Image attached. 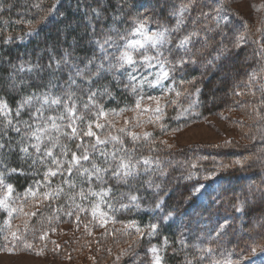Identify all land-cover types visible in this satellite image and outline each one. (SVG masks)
I'll return each mask as SVG.
<instances>
[{
	"label": "trees",
	"instance_id": "trees-1",
	"mask_svg": "<svg viewBox=\"0 0 264 264\" xmlns=\"http://www.w3.org/2000/svg\"><path fill=\"white\" fill-rule=\"evenodd\" d=\"M203 1L0 0V103L6 105L0 110V144L4 145L0 150L2 180L15 192L26 191L44 182L46 165L50 163L59 168L53 171L56 175L50 174L49 186L57 181L65 184L68 180L71 186L65 185L66 190L75 193L82 187L74 185L72 179L84 178V174L80 176L76 170L92 169L95 164L109 169L103 183L95 177L89 181H95L98 189H111L102 198L109 216L138 228L157 226L151 233L152 240H132L125 233L111 235L104 231L97 244L88 238L82 241L85 243L75 240L72 253L79 252V245L85 244L97 252L96 264H146L145 253L154 240L163 247V264H213L214 259L224 257L221 251L227 250V244L222 246L214 237L225 222L226 242L235 258L245 255L252 239L264 240L263 224L256 227L257 231L248 227L252 219L257 224L264 217V49L255 42L261 33L254 32L247 20L244 22L232 15L217 26L210 16L212 8L215 10L218 4ZM182 6L188 11L177 27L178 16L174 13H179ZM141 22L148 24L149 29L168 30V43L149 53L153 57L162 53L159 59L165 61L169 69L168 78L162 82L167 87L160 89V86L138 84L137 70L126 65L94 76L99 64L103 63L107 69L109 63H118L122 44ZM113 28L116 31H111ZM244 29L246 37L238 40L239 32ZM180 31L183 32L181 37ZM190 34H193L191 43L182 51L177 45L182 37ZM262 34L258 39L264 38ZM106 37L116 41L107 49L110 61L103 59L94 43ZM65 50L70 54L71 63L80 68L88 65L83 79L76 77L79 87L68 88L69 73L75 76L70 65L62 64L55 73L48 68L51 57L60 60ZM93 57L95 60L89 65ZM181 59L196 63L180 64ZM22 64L24 71L20 70ZM29 65L40 67L29 72ZM250 71L258 75L259 81L263 75L259 89L247 80ZM130 75L136 79L130 80ZM50 82L56 85L52 96L62 97L61 103L46 106L38 114L42 119H36L41 104L34 101L21 108V102L33 93L47 92ZM68 91L74 94L69 107L73 102L76 104L71 116L64 108ZM91 92H96L92 101L89 100ZM153 94L164 97L165 104L172 102V106L169 103L165 106L164 119L139 122L135 117L119 125L114 123L116 113L131 111L133 106ZM221 113L237 135L236 140L185 147L172 144L176 130L189 126L198 118ZM49 117H57L59 132L51 129ZM95 121L100 123L99 127L91 125ZM37 125L48 127L58 136L52 142L47 140L45 133L38 141L33 136ZM144 127H152L151 135L146 137L145 132L136 142L131 132ZM88 128L93 135H87ZM112 137L118 139L113 141ZM98 139L104 143H98ZM36 144H39V151L33 147ZM60 145L65 149L61 150ZM25 147L27 154L22 151ZM49 150L53 158L46 155ZM73 153L77 157L87 154L89 158L73 166ZM105 154H114L116 159ZM121 156L126 160L130 158L134 164L140 162L138 174L127 181L113 175ZM147 156L152 161L154 157H163L168 159L167 163L172 162L164 166L165 172L152 166L145 168L141 160ZM192 163L194 168L190 167ZM219 165L221 167L215 168ZM199 184L203 187L199 192L194 191ZM244 188L247 192L242 191ZM254 188L263 191L254 196ZM133 196L137 197L135 202L131 201ZM0 228V251L18 249L11 245V238L5 235L3 227ZM236 228L238 235L233 234ZM260 228L263 232L258 231ZM248 233L254 235L252 239H243ZM73 262L77 264L78 261Z\"/></svg>",
	"mask_w": 264,
	"mask_h": 264
},
{
	"label": "rangeland",
	"instance_id": "rangeland-1",
	"mask_svg": "<svg viewBox=\"0 0 264 264\" xmlns=\"http://www.w3.org/2000/svg\"><path fill=\"white\" fill-rule=\"evenodd\" d=\"M205 1L218 4L215 10L212 8V14L210 16L214 23L216 22L217 11L219 10L228 18L232 15L234 18H241L244 22L247 20V22H250L254 32L259 31L261 34L264 33V0H204L203 2ZM221 22L224 23L225 21L221 20ZM143 24L149 34L160 32L155 29H149L146 23ZM136 27L130 31L127 40L140 39L139 36H134L132 34ZM244 31H246V29L240 31L237 37L242 36L245 38L246 33ZM180 32L181 37L183 32ZM261 34L257 36L255 42L259 43L261 48L264 49V38L258 39V37H261ZM262 36H264V34H262ZM183 38L184 37L180 40ZM125 43L122 44L121 51L124 50ZM179 49L182 51L185 50L184 48ZM156 50L157 48H152L150 46L146 49L137 50L133 53L136 63L130 67L137 70V74L139 75L137 79L140 84L151 87L160 86V89H165L167 86H165V83L162 84L163 80H161L159 84L154 83L156 80L155 73L160 71V69L158 67L149 68L143 62L144 56L153 57L149 55V53ZM152 63L155 65L156 61L153 60ZM164 70L167 72L169 71L166 67ZM248 75L247 80L249 83L251 84L254 82L256 88L259 89V82L263 79V75L260 76V81L257 80L258 75L254 74L253 71L248 72ZM145 78H147V81H145ZM213 91L216 93L217 89L214 88ZM181 94H183V91ZM168 103L170 105L172 102ZM167 104H165L164 97H160L157 94L150 95L145 97L142 102L133 106L131 111L116 113V116L113 117L115 120L114 123L119 125L121 121H132L135 117L139 118V122L143 120L153 122L159 121L165 118V113L163 111H165L164 109ZM157 108H159V111H156ZM232 114L236 115L237 113ZM225 117L224 113H221L217 116L212 115L206 118H198L197 121L190 123L189 126L180 128L178 131L176 130L171 138L172 144L176 147H185L193 144H217L223 143L224 141L236 140L237 135L234 130L230 128L229 124L225 122ZM108 120H110V118ZM108 120L106 122H109ZM91 125L98 127L97 125H100V123L97 124L95 121L92 122ZM91 130V128H88L87 131L89 132ZM51 131L52 130L44 136L48 141L53 142L58 134L57 132ZM152 131V127H144L141 128V130L135 129L131 133L132 136L135 135L137 137L135 139L137 142V140L141 138V134L145 132L152 133ZM49 137H51V139H49ZM63 148L65 149L64 146L60 145V149L62 150ZM49 157L53 158L52 156ZM146 158L152 161L150 156ZM143 159L141 161H143ZM157 161H159L158 164L156 163ZM167 162L168 159L166 158L154 157L152 163L148 166L144 165V167L152 166L165 172L164 166L170 165L172 161H169L170 163ZM237 162L238 160L235 161V163ZM194 166L195 165L192 163L190 167L194 168ZM219 167L221 166L219 165L215 168L218 169ZM57 168H59L57 165L48 163L45 172L50 173ZM76 172H78L80 176L83 175V171L80 172L76 170ZM46 173L44 182L23 192H15L13 187H11V191H9V184L0 177V200L3 201V204L0 205V226L5 230V235L7 234L10 236L12 246L15 245L18 249L25 250L24 253L17 252L18 249H14V251L11 249L0 251V264H74V260L78 261L77 264H96L95 261L97 260L95 255H97V252H95L94 248H90L85 244H80L79 250L81 252L79 251L76 252L77 254H74L70 251L74 248L75 240H81L80 242H82L85 238H88L91 239V242L97 244V242L99 243V241H97L99 240V236H101L104 231L106 234L111 235L117 232L125 233L127 237H132V240H138V238H143L144 240L150 238L152 240L154 238V235L151 234L153 233L152 226L138 228L134 224L127 222L120 223L114 220V218L112 219L107 213V209L103 206L105 200L102 202V198L90 194V191L100 192L101 189L94 186L95 181L89 182L88 175L84 174L82 180L76 178L72 179L74 185L80 184L81 187L84 188L73 193L66 190L65 185L71 186V182L68 180L65 184L58 181L53 182V186L50 187V174L46 175ZM213 175L215 174L211 176ZM200 187L201 185L199 184V188ZM103 189L107 190V188ZM242 191L247 192V189L244 188ZM242 191H239V193ZM254 191V196H258L263 190L254 188ZM82 192L83 196H81ZM239 193L237 192V194ZM261 224L264 225V217L260 218L257 224L256 221L252 219L248 227L251 226V229L257 231L256 227L259 228ZM238 231V228H236L233 234L238 235ZM258 231L263 232L261 228L260 230L258 229ZM246 232H248V230ZM219 236H221V238H219ZM253 236V234L248 233L243 239L247 238L249 240L252 239L251 237ZM214 237L222 242V246L227 244V250H222L221 256L224 257L214 259L213 264L214 262L217 264H246V262H250L251 260H253L251 264H264V240L255 241L252 239L249 243L250 247L245 255H239L238 258H235L233 255L234 252H231L226 242V238L228 237L227 230L224 228L219 230L217 235L214 234ZM150 246L151 247L148 248V253H145L148 259L146 264H155L157 256L160 258V264H163L162 245L153 240V244ZM153 248L155 252L152 251ZM256 258L257 260L259 259L257 262L254 261Z\"/></svg>",
	"mask_w": 264,
	"mask_h": 264
},
{
	"label": "snow or ice",
	"instance_id": "snow-or-ice-1",
	"mask_svg": "<svg viewBox=\"0 0 264 264\" xmlns=\"http://www.w3.org/2000/svg\"><path fill=\"white\" fill-rule=\"evenodd\" d=\"M97 12V17H99V12L97 10H93ZM188 11V8L186 6H182L180 8L179 13H174V15L178 16L177 19V27H179V25L183 22V14ZM115 19V18H114ZM228 17L223 15L219 10L217 11V16H216V23L217 26L220 25L221 20H224L225 22L228 21ZM111 31H116V29H111ZM31 34V33H30ZM134 36H139L140 39H128L127 42L124 44V50L120 52L119 57L117 58L118 63L117 64H112L109 63L108 68L105 69L103 63L99 64L97 66V72L94 73V76L99 77L100 73L103 71H111L113 68H123L125 65H133L134 63H136V60L134 59L133 53L136 52L139 49H146L147 47H152V48H159L161 46H163L164 44L168 43V30L165 29L164 31H160V32H153L151 34H149L146 30V28L144 27V24L141 22L140 24H138V26L133 30L132 33ZM193 34H190L189 36L184 37L182 40H180L179 44L177 45L178 48H184L187 49V46L191 43V36ZM238 40L243 39L242 36L237 37ZM94 43L96 45H98V49L99 52L101 53V55L103 56V59L106 61H110V56L107 53V49L109 47H112L116 44V41L112 39V37H106L104 40H95ZM69 53L65 50L64 56L62 59L57 60L54 56L51 57L50 59V63L48 65V68L52 69V72L55 73L57 71H59L61 69V65H70L71 68L74 70L75 72V76L72 75V73H69V81H68V88L70 89L72 86H76L79 87L80 85L77 84V79L76 77H80L81 79H83L85 72L88 70V65H85L84 68H80L78 65L71 63V61L69 60ZM162 56V53H158L157 57H150V56H144L143 57V62L149 67H158L160 69V71L155 73L156 76V80H155V84H159L161 80H165L168 78L169 73L167 71H165V61L159 59V57ZM219 58V57H217ZM95 60V57H93V59L88 61V64H92ZM155 60L156 63L155 65H153L152 61ZM188 62L191 63H196L195 60H191L188 61L187 59H181L180 61H178V63L180 64H186ZM211 62V61H210ZM53 63L55 64V67L53 68ZM39 65H29L27 68V71L32 72L34 71L36 68H39ZM21 71H24V65H21L20 68ZM136 77L135 76H131L130 75V80H135ZM145 81H147V78H145ZM13 87L15 86V84L12 85ZM88 86L89 89L91 88V78L88 79ZM56 85L51 83L49 84V90L47 92H44L40 95H37L35 93H33V95L31 97L26 98L25 100H23L21 102L20 107L23 108L25 105H30L32 104L34 101L38 102L41 104V107L37 109V115H36V119H42V116L38 115L39 113H42L44 108L46 106L51 107L52 105H59L61 103L62 97L60 96H52V89L55 88ZM105 92L107 91V88L105 87ZM197 92H199L200 90L197 89ZM67 97H68V102L64 103V108L65 110L69 113V115L71 116L72 114H74L75 109H76V104L73 102L71 103V107H69V102H71L73 100V93L71 91H68L67 93ZM96 92H91L90 96H89V100L92 101L93 98L95 97ZM6 105L0 103V110H2L3 108H5ZM85 107H87V105H85ZM156 111H159V108L156 109ZM17 114L19 115V109ZM101 115H103V113H100ZM49 120L52 121L51 123V129L56 130L57 132L60 131V125L56 124V119L57 117H49ZM98 127L100 125H97ZM51 129H49L48 127L45 128H40L39 125H37V131L33 133V136L39 141L41 136L47 132H49ZM17 131H19V129H17ZM75 129H73V134H75ZM87 135H93V133L91 131H89L87 133ZM146 137L151 135L150 133H145L144 134ZM137 137L135 135H133V139H136ZM49 139H51V137H49ZM113 141H116L118 138L117 137H112L111 138ZM98 143H104L103 141H100L99 139L97 140ZM55 146V145H54ZM4 147L3 144H0V150H2ZM33 147H35L37 149V151H39V144L33 145ZM22 151H24L26 154L28 152V148L25 147L22 149ZM46 155L51 156V150H49ZM106 156L108 155H112L113 160L116 159L114 154H105ZM88 155L85 154L83 157H77V155L75 153H73L72 155V165L75 166L77 164H79L80 160H88ZM54 163H59L58 161H54ZM139 161H137L135 164L131 162V159H125L123 156L120 157V160L117 164V167L115 169V171L113 172V175L116 176L117 178L120 179H124L125 181H127L128 178L130 177H135L138 174V167H139ZM152 163V161L148 158H144L143 159V164L145 166H148ZM157 164L159 163V161L156 162ZM109 169L106 168H100L98 166H96L95 164L93 165L92 169H84L83 170V174H87L89 176V180L91 181V179L93 177H95V179L97 181H100L101 183L104 182V175L107 173ZM69 172H71V167L69 168ZM51 174V175H56L55 172H50V173H46V175ZM9 187V191H11V185L8 186ZM149 187H151V184H149ZM159 186H157L158 188ZM203 187V186H201ZM111 189L108 190H104L101 189L100 192H91L90 194L93 196H97L100 198H103L104 196H106L108 194V192H110ZM194 191L199 192L200 188L195 189ZM47 195V194H46ZM81 196H83V192L81 193ZM137 200V197H131V201L135 202ZM3 204V201L0 200V205ZM159 203L157 204V207H159ZM239 210V209H238ZM95 212V209H94ZM172 213H169V216H171ZM165 219H168V217H165ZM227 222H225V224H222L220 226L221 229H223L225 227ZM156 225H152V229L153 232L156 229ZM153 252H155V249H152ZM155 264H160V258L157 256L155 259Z\"/></svg>",
	"mask_w": 264,
	"mask_h": 264
}]
</instances>
